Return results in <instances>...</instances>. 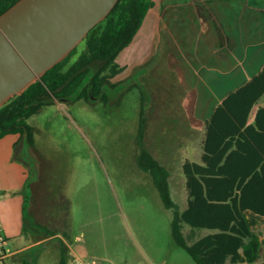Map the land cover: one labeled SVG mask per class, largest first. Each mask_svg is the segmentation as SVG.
I'll list each match as a JSON object with an SVG mask.
<instances>
[{"label":"rangeland","instance_id":"rangeland-1","mask_svg":"<svg viewBox=\"0 0 264 264\" xmlns=\"http://www.w3.org/2000/svg\"><path fill=\"white\" fill-rule=\"evenodd\" d=\"M141 31L116 58L122 71L109 78L118 87L108 99H54L27 119L33 126L25 156L34 181L30 204L14 167L0 162V214L22 224L20 232L8 233L0 264H58L61 247L78 240L98 264H195L172 229L178 225L187 243L206 232L178 218L187 198L181 165L199 161L203 133L191 130L181 104L185 91L158 58H149L154 43ZM83 49L79 43L70 61ZM142 150L168 170L171 206L142 169ZM36 222L45 225L38 236L31 233ZM254 230L263 234L264 222ZM38 238L44 239L29 245ZM67 254L70 264L69 248Z\"/></svg>","mask_w":264,"mask_h":264},{"label":"trees","instance_id":"trees-1","mask_svg":"<svg viewBox=\"0 0 264 264\" xmlns=\"http://www.w3.org/2000/svg\"><path fill=\"white\" fill-rule=\"evenodd\" d=\"M15 1L0 0V13ZM152 5L153 0H118L80 42L84 49L74 60L70 61L77 46L39 80L0 106V138L18 134L25 157L33 147V126L27 119L42 106L54 99H108L109 92L118 87L109 78L122 71L116 58L133 40ZM262 97L264 67L222 99L207 118L199 161L182 162L187 198L178 218L191 228L209 232L187 243L178 225L174 224L172 231L176 243L195 264L254 263L262 256L263 241L254 229L264 218V105L255 110L250 121ZM142 125L141 117L139 131ZM140 158L160 198L171 206L168 170L148 151L142 150ZM33 182L29 168L24 204L31 202ZM67 250L66 245L61 247L58 264H66Z\"/></svg>","mask_w":264,"mask_h":264},{"label":"crops","instance_id":"crops-1","mask_svg":"<svg viewBox=\"0 0 264 264\" xmlns=\"http://www.w3.org/2000/svg\"><path fill=\"white\" fill-rule=\"evenodd\" d=\"M142 29L150 33L154 43L149 58H158V63L174 73L176 83L185 91L181 104L191 130L203 133L201 155L207 118L222 99L264 67V0H153L138 33ZM262 98L255 104L250 121L255 110L264 105V101L259 103ZM0 144V162L5 167H14L15 183L22 189L29 176V167L19 135L7 134L0 138ZM16 144H20V148ZM17 149H20L19 155ZM0 221L5 239L8 233L21 231L22 224L4 221L2 213ZM34 225L32 234L38 236L44 232V224ZM208 232L206 230L202 235ZM258 235L263 243L262 256L257 262L264 264V233ZM43 239L32 240L29 245ZM67 246L72 256L93 257L91 249L80 240L70 241Z\"/></svg>","mask_w":264,"mask_h":264},{"label":"water","instance_id":"water-1","mask_svg":"<svg viewBox=\"0 0 264 264\" xmlns=\"http://www.w3.org/2000/svg\"><path fill=\"white\" fill-rule=\"evenodd\" d=\"M118 0H17L0 13V106L61 61Z\"/></svg>","mask_w":264,"mask_h":264},{"label":"built area","instance_id":"built-area-1","mask_svg":"<svg viewBox=\"0 0 264 264\" xmlns=\"http://www.w3.org/2000/svg\"><path fill=\"white\" fill-rule=\"evenodd\" d=\"M5 243V235L3 232L2 223L0 221V251L3 249ZM70 264H98L94 259L80 258L78 256H73Z\"/></svg>","mask_w":264,"mask_h":264}]
</instances>
